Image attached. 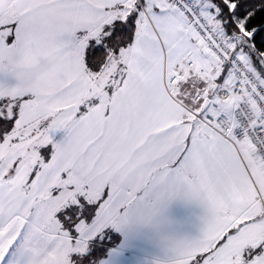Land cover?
Returning <instances> with one entry per match:
<instances>
[{
    "label": "snow or ice",
    "instance_id": "obj_1",
    "mask_svg": "<svg viewBox=\"0 0 264 264\" xmlns=\"http://www.w3.org/2000/svg\"><path fill=\"white\" fill-rule=\"evenodd\" d=\"M0 264H264V0H0Z\"/></svg>",
    "mask_w": 264,
    "mask_h": 264
},
{
    "label": "crops",
    "instance_id": "obj_2",
    "mask_svg": "<svg viewBox=\"0 0 264 264\" xmlns=\"http://www.w3.org/2000/svg\"><path fill=\"white\" fill-rule=\"evenodd\" d=\"M173 214L181 216V217H187L194 214L195 209L186 205H183L181 203H174L172 206Z\"/></svg>",
    "mask_w": 264,
    "mask_h": 264
}]
</instances>
